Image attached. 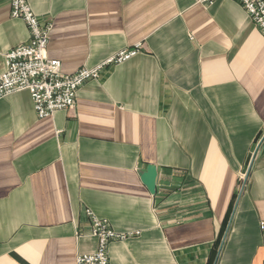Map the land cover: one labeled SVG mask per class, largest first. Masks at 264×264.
<instances>
[{"label":"crops","instance_id":"crops-1","mask_svg":"<svg viewBox=\"0 0 264 264\" xmlns=\"http://www.w3.org/2000/svg\"><path fill=\"white\" fill-rule=\"evenodd\" d=\"M64 73L138 48L39 119L0 100V264H77L88 209L111 264H264V36L235 0H29ZM0 0L5 54L28 42ZM140 46V47H138ZM158 169L156 194L139 173Z\"/></svg>","mask_w":264,"mask_h":264},{"label":"built area","instance_id":"built-area-1","mask_svg":"<svg viewBox=\"0 0 264 264\" xmlns=\"http://www.w3.org/2000/svg\"><path fill=\"white\" fill-rule=\"evenodd\" d=\"M217 0H197L211 6ZM253 20L264 36V0H235ZM13 18L21 19L29 29L28 42L9 50L5 55L6 71L0 74V100L14 92L28 91L39 119L51 117L58 110L75 107L77 92L90 80L98 79L108 67L123 63L138 53L136 49L120 51L94 68L83 67L75 73H64L58 59L49 58L48 47L54 27L32 10L29 0H10ZM140 47V46H138ZM91 234L97 239V249L79 255L77 264H111L109 245L134 235L116 232L107 220L97 218L88 209Z\"/></svg>","mask_w":264,"mask_h":264},{"label":"water","instance_id":"water-1","mask_svg":"<svg viewBox=\"0 0 264 264\" xmlns=\"http://www.w3.org/2000/svg\"><path fill=\"white\" fill-rule=\"evenodd\" d=\"M140 179L143 184L147 187L151 195L156 194L157 188V177H158V169L155 165H147L144 170H141L139 173Z\"/></svg>","mask_w":264,"mask_h":264}]
</instances>
